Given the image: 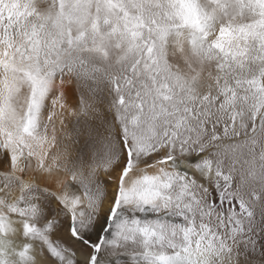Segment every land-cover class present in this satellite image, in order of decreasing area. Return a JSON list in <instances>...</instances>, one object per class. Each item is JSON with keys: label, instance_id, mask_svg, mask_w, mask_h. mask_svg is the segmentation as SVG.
Masks as SVG:
<instances>
[{"label": "snow or ice", "instance_id": "1", "mask_svg": "<svg viewBox=\"0 0 264 264\" xmlns=\"http://www.w3.org/2000/svg\"><path fill=\"white\" fill-rule=\"evenodd\" d=\"M0 264H264V0H0Z\"/></svg>", "mask_w": 264, "mask_h": 264}]
</instances>
